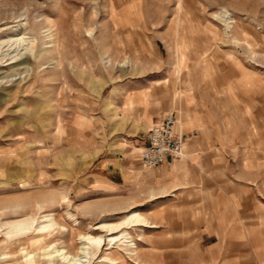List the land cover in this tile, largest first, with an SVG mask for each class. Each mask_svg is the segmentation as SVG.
I'll use <instances>...</instances> for the list:
<instances>
[{"label": "rangeland", "instance_id": "rangeland-1", "mask_svg": "<svg viewBox=\"0 0 264 264\" xmlns=\"http://www.w3.org/2000/svg\"><path fill=\"white\" fill-rule=\"evenodd\" d=\"M17 22L34 49L0 54V264H205L201 214L151 198L139 153L162 116L179 132L180 109L208 101L245 161L264 150V0H0V41ZM131 213L154 228L109 236Z\"/></svg>", "mask_w": 264, "mask_h": 264}, {"label": "crops", "instance_id": "crops-1", "mask_svg": "<svg viewBox=\"0 0 264 264\" xmlns=\"http://www.w3.org/2000/svg\"><path fill=\"white\" fill-rule=\"evenodd\" d=\"M180 110L183 155L152 170L151 198L173 204L182 216L199 211L197 227L188 224L200 232L205 264H264V150L245 161L239 125L216 103Z\"/></svg>", "mask_w": 264, "mask_h": 264}, {"label": "bare ground", "instance_id": "bare-ground-1", "mask_svg": "<svg viewBox=\"0 0 264 264\" xmlns=\"http://www.w3.org/2000/svg\"><path fill=\"white\" fill-rule=\"evenodd\" d=\"M19 22H17V23L19 24ZM18 24L16 25V27L14 26V27H8L6 29H4V28L1 29L3 31H10L11 33L15 32L16 34H14L13 36L12 35L9 36L5 41H0V54L1 53L6 54L4 52L16 53L17 56H20V57H23L24 55L28 54V62H30L29 58H30V56H32L31 55V50L34 49V44L32 43V46H31L30 50L24 49V46H26L27 39L24 38L25 34L21 33L22 26L20 24L19 25ZM46 25H47V32H48L47 34L48 35L47 36L45 35V38L49 39L50 42L48 44H51L54 52L56 53L57 52V48H56V45H57L56 44L57 33H55L56 31L55 32L53 31L54 25L49 21V19L46 20ZM14 28H16V29L18 28V30L17 31L15 30L13 32ZM20 36H22V37H20ZM1 56H3V55L1 54ZM116 207H117V205H116ZM121 207H122V205H121ZM121 207L119 209H117V210H121L123 208L124 209L127 208V207H123V208H121ZM49 223H51V220H49ZM31 224H32V221L25 220V221L16 223L14 225H11V226H9L10 229H9V232L7 233V236L10 237V236H14V235H18L20 233H23L24 231L29 229V226ZM52 225L53 224H51L50 226H52ZM125 225H131V227H140V228H149L150 227V225L147 222V220L144 217H142L140 214L131 213L130 217L127 218V220H125L123 223H121V224H119L117 226H114V227L107 228V232L109 233V236L113 235V233H116L120 229L122 230ZM121 230L119 232L120 236H122L121 240L122 239H126V236H129V235L121 232ZM82 239H84V238H82ZM85 240L88 241L91 245H99L101 243V241H102V238L93 239V238L88 237ZM116 241H117V239L115 237H110L109 238V242L110 243H113V242H116ZM56 257L57 256L52 258V260L50 261L49 264H59V261H54V259ZM103 260L106 261V262L110 261V259H108L106 256L103 257Z\"/></svg>", "mask_w": 264, "mask_h": 264}, {"label": "built area", "instance_id": "built-area-1", "mask_svg": "<svg viewBox=\"0 0 264 264\" xmlns=\"http://www.w3.org/2000/svg\"><path fill=\"white\" fill-rule=\"evenodd\" d=\"M176 124L175 114L169 113L150 127L146 134L145 145L139 153V162L143 167L154 170L163 165L167 159H181L186 138L177 132Z\"/></svg>", "mask_w": 264, "mask_h": 264}]
</instances>
